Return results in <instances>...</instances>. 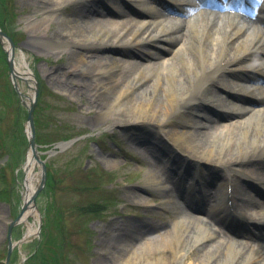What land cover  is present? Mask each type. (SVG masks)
<instances>
[{
  "label": "bare ground",
  "instance_id": "obj_1",
  "mask_svg": "<svg viewBox=\"0 0 264 264\" xmlns=\"http://www.w3.org/2000/svg\"><path fill=\"white\" fill-rule=\"evenodd\" d=\"M24 1L36 6L34 18L35 13L43 19L55 11L66 16L63 29L50 20L35 33L54 49L71 48L72 63L50 73L55 85L101 100L97 118L117 111V123L151 128L169 138L152 145L150 137H134L146 145L150 167L132 195L149 203L148 194H155L158 209L177 213L171 226L133 220L118 227L123 245L119 264H264V223L238 226L242 235L222 233L221 228L234 209L245 207L243 216L249 219L264 212V197L254 183L264 169L251 166L264 161V0L248 9L246 18L234 16L239 14L230 7L239 3L230 0ZM4 45L13 57L14 75L26 78L34 93L36 75L30 64L25 56L16 58V48ZM130 47L139 50V60L117 54H128ZM228 79L239 87L228 89ZM215 87L219 92H211ZM253 95L259 96L257 107L245 103ZM215 106L235 118L219 122L211 109L224 112ZM204 166L209 171L205 191L213 204L200 206L187 179ZM24 167L27 182L19 220L28 226V236L33 231L29 215L37 213L35 179L42 177L33 150ZM212 186L217 192L210 193ZM131 235L134 239H128Z\"/></svg>",
  "mask_w": 264,
  "mask_h": 264
},
{
  "label": "rangeland",
  "instance_id": "obj_2",
  "mask_svg": "<svg viewBox=\"0 0 264 264\" xmlns=\"http://www.w3.org/2000/svg\"><path fill=\"white\" fill-rule=\"evenodd\" d=\"M7 1L3 0L1 6L3 7ZM8 4L9 10L11 9L14 15L12 18L8 17L9 19L6 18L4 20L3 27L14 35L16 58L19 60V57L25 56L27 62L35 72L36 78L42 81L50 90L60 94L58 96L51 95L50 92V95L46 94L45 106L49 103L51 105H58L57 108H54L55 120L58 121H52L48 117L51 112L46 108L40 111L39 128L41 140L50 141L56 139L58 134L57 128L67 129L69 132H85L87 134L85 138L79 139L70 147L47 158L49 162L51 160V165L55 168L57 176L60 179L63 178V181L55 187V191H52L51 188L50 192L55 194L56 200L52 202L56 204L55 207L58 205L64 206L63 217L66 224L65 227L67 228L65 232L68 236L62 231L58 219L54 220L55 226L50 228L49 232L55 235L54 238L57 243H62L63 239L71 237L73 242V246L71 247L73 248L68 247L67 258L69 261L67 264H119L120 257L123 255V245L118 242L120 236L118 227H123L128 223L127 221L132 222L133 220L151 221L163 226H171L172 218L177 213L174 210L158 209L159 199L154 196L155 194H148L149 203H152L150 206L153 209H151L147 202L148 206L140 205V203H137L139 202L138 199L132 195L134 190L140 188L141 183L144 184V174L150 167L148 163L149 155L145 150L146 145L137 144L133 139L136 135L146 137L150 135L152 141L157 142L159 138L155 137L154 130L138 129L117 123V119L120 118L117 111L104 115L106 117L103 119L97 118V107L100 103L97 97V99L80 97V93L73 94L68 90H63L51 81L50 73L54 71V67H62V64L65 62L72 63L68 53L71 48L66 47L64 48L65 50L54 49L53 45L47 41L48 39L39 37L35 33L45 28L50 20L59 29L62 26L61 22L66 20L63 12L55 11L51 16L43 19H41V14L35 13L36 17L34 18L32 15L33 11L36 10V6L32 5V3L25 2L24 0H11ZM233 10L239 13V15H234L235 17L242 15L250 16L251 13L244 10L245 14H243L242 10L239 12L236 9ZM4 12V10H0V18L5 14ZM61 29L63 28L61 27ZM126 51L128 54H120L119 51L117 54L123 58L138 60L141 57L137 53L139 50L135 48H126ZM6 59L4 58L3 60L0 52V141L4 145L11 147L13 146L12 133L15 129V104L14 100L10 98L12 96L11 72L5 62ZM19 83L21 89L27 95L33 94L26 81L19 79ZM231 85L233 84L229 79L228 86ZM239 100L242 102L241 99ZM246 102L255 107L260 105L259 96L257 95H253V99L249 98ZM220 110L227 111L223 108ZM211 111L219 122H230L235 118V114L229 112L219 114L215 109H211ZM24 119V124L26 125L27 117ZM20 138L22 139L21 136ZM20 143H23V141L21 140ZM42 146L45 145L43 144ZM24 151L28 152V148L26 147ZM4 155L5 149L0 147V161L5 159ZM22 165L23 160L18 167L13 164L6 169L0 168V264H4L6 259L10 219L21 211L24 203L25 172ZM91 165L102 166V168L111 171L110 174L104 175L103 179H105L108 187L113 188L110 191L112 192L114 202L111 204L110 209L99 217L74 215L72 205L74 203L79 204L81 201L84 202L86 198L74 193L67 188V185H72L76 179L84 176L85 172L88 173L89 170L84 168H88ZM251 166H254L256 169H264V164L255 163V165ZM19 170L20 181L16 183L14 177ZM38 171H40V167ZM72 171H75V173L73 174ZM35 182L38 184L39 177L35 179ZM255 183L261 196L264 197V180L261 178L258 181L256 180ZM217 190L218 187H213L210 189V193ZM44 193L45 190L37 197L36 215H29V224L33 228L32 234L22 240L21 238L27 232L28 226L24 222L18 224L17 232L14 234V239L17 241L15 249H18V253L11 264H20L35 249L41 231H39L40 216L43 217L44 207L48 199H50ZM206 200L213 204L212 196L209 197L207 195ZM200 201L202 200L200 199ZM53 207L51 213L55 215ZM240 209L234 216L221 222L222 233L228 232L242 235L238 232L239 227L254 226L251 224L257 223L256 220H260L247 219V217L240 214L244 208L240 207ZM79 216H83V218ZM261 222L264 223L263 221ZM84 223L88 226V230L86 228H77L82 227ZM114 224L116 225L113 227ZM36 227L38 228L37 231L34 229ZM71 227L75 231H72ZM112 235L115 240L111 238ZM243 235L247 234L243 233ZM220 236L223 235L219 234L218 237ZM129 238L134 239V236L131 235ZM241 240H245V238ZM46 241V238H44L43 246H45ZM46 250L48 249L46 248ZM46 257H49V255L43 249L39 258ZM61 260V254L57 253L47 264H60ZM32 264H41V260L33 261Z\"/></svg>",
  "mask_w": 264,
  "mask_h": 264
},
{
  "label": "trees",
  "instance_id": "obj_3",
  "mask_svg": "<svg viewBox=\"0 0 264 264\" xmlns=\"http://www.w3.org/2000/svg\"><path fill=\"white\" fill-rule=\"evenodd\" d=\"M0 51L3 52L1 47H0ZM22 135H23L24 139H26V136H25V134L23 132H22ZM54 187H55V177L50 174L49 177H48V180H47L45 191L50 193L51 188H52V191H54ZM53 206L55 207V204H53V203L49 204V206H48V219L45 221V224H44V226H45L44 232L45 233L47 232V230H49L50 228L55 226V221H54L55 220L54 219L55 216L58 217V221L60 223L61 212H60V210L58 208L55 210V213H56L55 216H52L50 214ZM60 226H61V223H60ZM45 235H46V240H47L46 244L47 243L48 244L46 246H44V248L46 247L49 251H51V253H53L51 257L53 258L54 256H56V253H59V254L62 255L63 254V249H64L63 244L65 242V239H63L62 243H57L55 241V238H54L55 235H53L51 232H48V234H45Z\"/></svg>",
  "mask_w": 264,
  "mask_h": 264
},
{
  "label": "water",
  "instance_id": "obj_4",
  "mask_svg": "<svg viewBox=\"0 0 264 264\" xmlns=\"http://www.w3.org/2000/svg\"><path fill=\"white\" fill-rule=\"evenodd\" d=\"M0 33H1V35L3 34V35H5V36H7L6 34H4L3 32H1L0 31ZM8 37V36H7ZM9 38V37H8ZM0 40H1V38H0ZM9 40L11 41V44L13 43L12 42V40L9 38ZM2 41V40H1ZM13 45V44H12ZM9 64H10V66H11V69L13 70V60L12 59H10V61H9ZM15 85H16V88L18 89V86H17V84L15 83ZM33 110H34V103L32 104V106L30 107V120H31V123H32V127H33V132H34V126H33ZM30 143H31V146H32V148H33V151H34V153H35V155H36V157L39 159V157H38V154H37V150H36V144H35V142H34V134H33V136L31 137V139H30ZM44 180H45V177L43 178V181H42V185L44 184ZM33 197H34V199H35V197H36V193L33 195ZM13 224H14V222H13ZM11 228H12V226H11ZM12 247H13V243L10 241V249H9V256H10V252H11V250H12ZM9 256H8V260H9Z\"/></svg>",
  "mask_w": 264,
  "mask_h": 264
}]
</instances>
